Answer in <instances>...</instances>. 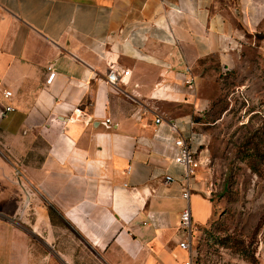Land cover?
<instances>
[{"label": "crops", "instance_id": "0c3cea01", "mask_svg": "<svg viewBox=\"0 0 264 264\" xmlns=\"http://www.w3.org/2000/svg\"><path fill=\"white\" fill-rule=\"evenodd\" d=\"M262 29L264 0H0V264H182L179 214L211 205L195 174L181 198L165 122L198 145L206 60L235 68Z\"/></svg>", "mask_w": 264, "mask_h": 264}, {"label": "rangeland", "instance_id": "374dc122", "mask_svg": "<svg viewBox=\"0 0 264 264\" xmlns=\"http://www.w3.org/2000/svg\"><path fill=\"white\" fill-rule=\"evenodd\" d=\"M254 36L235 68L220 71L212 57L205 63L213 82L208 108L193 117L201 143L195 175L211 213L192 225L199 264H264V178L247 168L242 145L264 119V29Z\"/></svg>", "mask_w": 264, "mask_h": 264}, {"label": "built area", "instance_id": "2783aa9c", "mask_svg": "<svg viewBox=\"0 0 264 264\" xmlns=\"http://www.w3.org/2000/svg\"><path fill=\"white\" fill-rule=\"evenodd\" d=\"M48 73L45 79L46 83H50L54 77V72L51 66L46 67ZM184 77L182 78V84L192 90L194 88L193 77L186 67L184 71ZM128 75V70L116 69L112 66L109 67L106 75L105 81L110 85H115L117 82H121ZM11 97V92L6 89L0 91V112L2 114L10 112L13 110L12 106L6 103ZM105 122H109L108 118H105ZM162 120L159 117L154 118L155 124H161ZM168 130L171 133H175L176 136L171 138L169 149L171 151V160L173 163L177 164L182 169V175L180 178V195L184 200H188L190 194V182L194 178L195 171L200 165L201 160L196 151V147L192 146L193 139L197 136L196 133L190 132L189 135H180L176 129V124L172 120H167L165 122ZM191 125V123H190ZM198 145H201L198 141ZM164 180L167 182H172L170 176H164ZM191 222V215L189 206H185L179 214V230L181 232V238L177 242V247L185 252V259L182 264H199L197 262L195 254L191 250L192 242L194 240L193 226Z\"/></svg>", "mask_w": 264, "mask_h": 264}, {"label": "trees", "instance_id": "16d2710c", "mask_svg": "<svg viewBox=\"0 0 264 264\" xmlns=\"http://www.w3.org/2000/svg\"><path fill=\"white\" fill-rule=\"evenodd\" d=\"M242 145L243 157L248 159L247 168L258 177L264 178V119L248 132Z\"/></svg>", "mask_w": 264, "mask_h": 264}]
</instances>
